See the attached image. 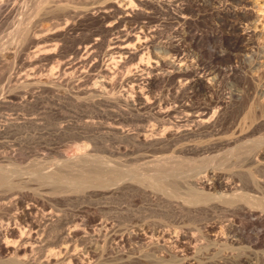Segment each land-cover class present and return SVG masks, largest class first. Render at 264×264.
<instances>
[{
	"label": "bare ground",
	"instance_id": "1",
	"mask_svg": "<svg viewBox=\"0 0 264 264\" xmlns=\"http://www.w3.org/2000/svg\"><path fill=\"white\" fill-rule=\"evenodd\" d=\"M170 1H172L173 3V1H176V0H0V24H1L0 26L7 24L6 27L9 28V31L7 32L8 40L5 41L4 43H0V80H3V82L6 81L7 83L9 82V84L10 82L21 84L20 87L22 86V88H24L25 86L26 87L36 86L41 89H46V91L49 90L50 92L56 89L57 83H58V86L60 85L59 87H61L63 85L62 84L63 82H65L66 84L68 81H72V80L74 81V78L72 79L73 77L72 75L74 73L75 74L78 73L76 74L77 75L76 77H78V79H76L77 80L76 83L78 84L77 85L74 84V88H73L75 92L73 93L72 87L69 86L71 87L72 91L66 95L67 97L66 99L70 98L74 100L75 102L79 103L80 105L81 104L86 105L88 106V108L89 106H95L98 104L104 105V106L108 105L109 107L110 106L112 107L114 103L116 102L119 103V101H121L122 104H124L128 108L129 106L134 108V111L136 110V112L137 110L153 108L155 109L154 112L157 115V118L159 116L164 118L163 116L171 115V114H176V117H177V113L180 114V116L177 117L175 121L172 120L174 122H172V124L170 123L171 124L170 126L163 128V130L160 129L162 127H159L161 132L156 131L153 127L152 128L150 127L151 129L150 128L144 129L142 125L141 126L138 125L140 127H143L144 130L141 132L137 131L138 133H136L135 139L139 143V144L137 143L139 146L138 148L140 150L142 149L143 152L135 154L132 151L134 153L133 155H130V152H129L130 156H125L126 155L125 154L124 155L125 158L119 161H116V160L114 161L113 158H108V157L99 155L102 152L99 154L97 152L96 154L90 153L91 150L89 152L88 150H86L88 153L84 152L85 154L82 153L83 155L81 154V152H79V154L81 155H78V156L73 155L74 157L69 156V157H66V159L65 158L62 159L60 157V160H58V158L57 160L56 159L54 160L55 158L54 156L52 161H46V162L43 160V157L42 158L40 157L43 161L40 159H30V158H29L30 160L26 161L27 156L26 155L24 156L23 154H21V152L20 154L18 153L19 155L14 154L13 156L1 155L0 156V264H129V263L131 264V262L133 263V261L135 260L136 262L140 261L139 263L144 262L145 264H165V262L163 263V259L161 256L162 254L160 255L161 253L160 251H163V250L158 248V246H157V249H158L157 251L160 250L159 251L160 253L158 254L157 251L156 253L159 255L161 259L157 257L158 256L157 254H156L157 256L155 255V257H153L151 254L146 252V250L145 251L143 250L144 252H142L141 254H137L139 252L137 250V253H136L137 256L128 255V253L130 252V251L128 252V249L126 248L128 247L126 246L128 244H125L124 246L125 249H127V252H128L127 254H125L126 252H124L116 256L117 255L116 253L117 250H116L115 258L111 260L110 262L106 261L107 258L105 259V257L107 256L104 257V255L107 252V249H106L107 246L106 245L104 246V243H105L104 237L102 239L101 238L102 236H99L104 241V243L102 242L103 245L100 244L99 241H98L99 245L92 243V242H95L94 239H93L94 241L92 242L90 240L87 241V237H88V236L86 237L87 229L84 226L87 224L89 225L91 220H89V223L85 224V222H83L84 220L82 219H81L82 221L77 220L76 217H74L75 215L73 216L72 214H70L65 208L66 205H68L69 203L73 201H78L84 198L87 199V197L91 198V196L92 197L99 196L101 198L107 199L110 197H117V196L124 197V196L131 195L133 200L143 197L144 199L148 201V203L147 202L146 203L148 205H151L149 207H145L148 205L145 204V206H141L140 204L141 208L139 209L138 207L137 209L142 210V211L144 210L143 212H146L145 210H154V209L155 210L157 209L156 212L157 211L166 212L167 209L168 210L172 209V211L175 210L176 212L177 210L179 211L187 210L188 211L191 209L211 211L221 204L222 206H226L228 208L236 210V212L237 211L243 212L249 217V221L244 225L245 227H243L245 229L251 226L262 225V223H264V193H263L264 177L262 178V174L258 173L259 171L258 169L262 168V162H264V160L262 161L263 159L262 150L260 149L262 141H260L261 138L256 139V136L254 137L255 139H247V137H250L255 132V128H253V126L264 124V108H262L264 106H259L262 101L259 100L260 103H258V101L253 98V102L254 100H256V102L259 104L258 106H254L256 102L255 104L253 102H249V104L250 103L254 104V105L252 104L248 105V108L245 111V117L251 122L250 128H247L248 125L245 124L246 127L245 128L243 127L245 130L244 129L242 130V128L241 129L238 128L240 130L233 132L232 134H230V136L229 134H226L227 136H223L222 134V136H217L213 140L211 141L208 140V142H204V143L196 142L195 140L192 142H188V141L184 142L182 140L184 137L191 136L195 133L198 134V132H201V131L205 132V130L206 132L208 131V133L212 135L218 134L219 132L213 129V124H214V121L217 119V117L221 114V110L226 105L227 102L225 103L224 101L225 99L224 100H218V99L212 100L211 99L210 102H205L204 100V103H198L199 102L198 101L196 104H194L195 102L194 103L192 102L194 98L197 99L196 97L200 91L207 92L211 90V85H213L212 77L214 76V74L212 76L211 75L212 72H210L211 71L210 68L212 69L213 67L209 66L210 67L209 68L208 66L204 65L203 63L204 61L201 62L203 65L200 63L201 64L200 66L197 58L195 61H192L194 64L187 63L188 57H191L190 55L191 47H192V50L194 49L193 47L198 48V50L196 48L195 49L199 52L201 51L208 52L210 50V49L208 50L207 47L204 48V45H205L203 42L204 36H202L200 34L201 33L200 30L197 31V28L195 27V26H198V23H201L202 21H204L205 19L204 17H206L205 13H202V10L204 8L201 9L200 11V9L198 8L200 7L199 5H196L191 2L189 3L186 0L185 1L187 3L185 2V4L173 3L175 5L173 7L174 12L172 8V14L177 24V26L173 28L174 29L173 31L178 37L177 39L175 38L176 39L175 42H170L168 46L170 47L169 50L171 53L169 51H168L169 53H167L166 50L165 51H160L161 49L157 50L158 44H156L157 42L155 39V35L157 34L155 33L156 28L154 29L151 26L150 23L152 21L150 23L143 22L144 18H147L149 14L146 12L147 10L146 8L154 7V6L157 7L160 5H164L165 3L166 5L167 3L171 4ZM252 1L251 0H227L226 1L227 6L225 7V9L227 11V14L229 18H233V17L234 18L223 21L222 24L226 25L228 28L226 30H228V38L230 39L229 44L232 47V49L245 46L246 42L249 43L251 40H253V38L256 37V36L254 37V33L256 32L255 30L256 26H254V24L251 21V19H253L252 18L253 13H252L251 7H249L250 2ZM231 3H236L239 6L232 7ZM262 8H263L262 9L263 14H262V21L260 22H264V6ZM138 17L143 18V21L138 20L137 19ZM82 18L98 19L100 21L99 23L100 30L99 31L93 30L94 32H91L87 37H84L80 40L77 39L78 41L70 49L68 48L69 49L68 51L60 50L61 48L59 46H60V42L62 41L60 42L58 41L59 43L56 42L57 40H60V39H56L55 42H50L46 40L47 37L52 36V35L58 34L59 36L60 35L64 36L68 34L70 30H74L76 28L75 26H78L76 25V23L79 22V20ZM81 21L82 20H80V22ZM195 23H197V25H195ZM263 24L261 27L262 29H264ZM44 25H47L46 30L48 33L42 34L41 32L43 30L42 28L45 27ZM75 30H78V29H75ZM259 30L260 29H258V31ZM169 38H172V37H169ZM252 44H254V42ZM57 49L58 51L55 52V50ZM206 49L208 51H206ZM53 52H54V55H52ZM208 53H209L208 59L210 60L215 59V58L220 59V57H223L219 55L215 51V49L210 50ZM194 54L193 56H196ZM204 55L205 53L202 56ZM245 55H244V58L246 57ZM256 55L257 56L259 55V56L257 58L254 57L256 58L254 60L250 59L249 60L250 62L247 65V66H250L249 68L251 69L253 68V70L257 69L261 65H262L261 68H263L264 66V47H262L261 52L260 53L258 52V54ZM54 56H56L57 58L56 59L57 64L56 66H54L56 68L50 67V70H48L49 72L47 71V73L45 72L44 74L42 75L39 74L38 76L37 69H36V63L40 62L41 60H45V62L46 60L51 61L50 58H53ZM228 56L231 58L230 55ZM248 57L247 59L245 58V60H248ZM226 58L228 59V57ZM10 61H12L11 63H13V66L16 68L14 69V71L11 70L12 68H10L12 72L8 70ZM247 62L245 61L246 64ZM11 65L12 64H10V67ZM39 66H38V70L40 69ZM40 67L42 68V66ZM207 67L209 68V70ZM46 68L49 69L48 67ZM253 70L252 72L250 71L252 74H254L253 72H255ZM43 71H45V69L42 70V72ZM260 71L262 70H259V72ZM39 73H41V71ZM247 76H250V75L248 74ZM250 77H251L250 79H252V76ZM164 79L165 80L176 79L177 81L176 82L177 86H175V88H171V89H174L172 92L169 90L171 92V95L168 96V98L171 97L169 101L172 100L175 103H172V102L170 103L165 98H160L157 100L156 98L152 96L150 92L151 88L157 81L164 80ZM254 82H256V80ZM254 84H251V85L253 86ZM11 85L10 86L8 85V86L11 87ZM75 85H76V88H75ZM13 86H15V84ZM63 86L66 87L65 85ZM115 86L116 88L117 86L120 88L119 95L117 96L112 95V94H115L114 92H112ZM254 86L257 87L256 85ZM188 88L190 89V92H188V94L185 93L187 94V97L184 101L181 98H179L180 97L179 93L181 90L186 91ZM258 88L260 91H262L264 90V85H260L258 86ZM111 89H112L111 91L112 96L109 94V91ZM252 89L255 90L254 88ZM29 90L30 89H27V92ZM34 90H36L35 87H34ZM57 90L58 89H56V91ZM63 90L65 89H62V91ZM21 91L22 90L18 89V90H15L14 92H8V93L4 92L6 94L4 97H6V101L10 102L9 104H11L10 100L12 99L15 100V98H20V101L22 99H25V101L29 102V100H26V97L29 98L28 94L30 93L25 92L22 95ZM261 95L263 96L264 94H261ZM31 96H32V99H34L33 95H30L29 99H31ZM1 101H2V97H1ZM263 102H264V99H263ZM262 105H264V103ZM245 106L243 105V107ZM124 108L126 109V107ZM254 113L255 114L257 113L258 116H256ZM138 114L140 113L138 112ZM176 117L174 116L173 118H176ZM84 119L85 120H83L82 118L81 121L83 122L81 124H73L72 122L74 121H72L71 123L69 122L65 123L63 121L65 124H59L58 122V123H52V125L48 126L49 124L43 125L41 123L42 119H39L38 122H36L34 119H33L34 121L29 119V120H24V121L21 120L22 122H19L20 121L19 120L14 125L22 126L26 124V125L34 126V128L35 127L38 128L39 129L38 131L40 133L38 134L40 137L37 136V139H39L41 138V135L44 136V134L46 133L50 135H58V134L62 135L64 134V132L66 134V131L68 132V130L75 131L72 133H79V134L80 132L83 133V131L87 127L93 124L92 122L93 119H91L92 121L89 120L90 118L88 117L87 119L86 118ZM58 120L60 121L63 119H58ZM248 120H246V122ZM145 121H148V120H145ZM163 121H164L163 123H165L164 119ZM132 124L130 122V125ZM156 124H159V122ZM242 124H240L241 127H242ZM6 125H7L6 128L9 129L10 126L8 124ZM121 127H118V126L109 127V129L112 130L109 132H112V133L117 132L116 134H120L122 136L127 135L128 133L124 131ZM11 128L13 127L11 126ZM2 131H3V128H2ZM225 132L227 133V131ZM84 136L85 135L83 133V137ZM27 137L28 135L27 136L25 135L23 137V140H26ZM178 137H183L182 139H180L183 142H179L178 144H175V142L171 144L166 143L169 139L171 138L178 139ZM43 138L44 137H42V139ZM31 140L28 139V141H31ZM78 140H80V138L77 139L75 142H77ZM82 144L85 145V142ZM78 145H81V144H78ZM103 147L101 148V150L103 149ZM109 147L113 148V146H109ZM83 148L81 150H83ZM97 149H99L98 146H97ZM118 149L121 150V148H118ZM219 149H223V150L220 151ZM115 154H114V158L116 157ZM112 155H110V157ZM231 157L234 158V160L236 158L238 163L240 161V164H241L240 166H246L248 167V169L251 165H254L252 167L255 170V173L257 171L256 175L253 174L254 173L252 171L253 169L251 170V172H249V170H247L248 171L247 172L246 170L242 168L236 169V170H234V168H232L233 170H231V168H228L232 166L234 167V165L237 164V162L229 164L228 160ZM36 158H39V156H36ZM49 163H51L52 166H49L48 165ZM226 170H228V173L226 172ZM229 170H231L230 173H229ZM216 189H219V190L221 189L225 193L221 192L215 195L214 191ZM54 202H57L58 204H60L59 207H55L52 204ZM81 205H83V203ZM128 206L130 205L128 204ZM128 206H125V207H128ZM134 211H132V213H134ZM121 212H123V210ZM173 212L172 213L169 212L170 215L173 214ZM123 213H129V209L127 208L126 210H124ZM147 213L149 212L147 211L146 215ZM136 215H138V213ZM133 217H136V216H133ZM160 219L162 221V218ZM95 220H97V218ZM155 221L152 222L150 219L148 223L152 222L151 224L153 225V223L155 224ZM161 221L156 222V225H158L157 227L156 225L153 226V228H152V225L150 226V231L148 232L149 234L147 233L146 230L138 231V229L137 231H134L133 233H131L132 231H129L130 233L129 232L128 233L126 232L118 233L117 231L116 233H114L113 240H115L118 243H124L131 238L136 239V240L139 239V241L145 240V242L144 241L143 242L146 243L147 248L148 246L152 247L150 250L152 252L155 250L154 244L157 245L155 243L156 238H160L162 240L164 239L172 240L173 238V241L177 242V245L181 243H185L187 240L188 244L185 243L186 249L185 248L184 249L186 251L188 249L187 252H189L188 254L191 253L190 254L191 257L193 255H196V252H197L196 250L199 247L198 245L197 246L195 245L196 243L194 244L191 243L194 240V238L195 240L197 239L195 236H193L190 233L189 235H185L186 231L184 235H182L181 233L179 234L177 232H175L172 235L170 233L172 232V230H170V232L168 231L169 229L166 230L164 227L165 224L162 225ZM110 225H106L108 226L107 228H109ZM113 225L115 224L113 223ZM146 227H148V224ZM154 227H156V229ZM144 228L145 227L143 226V228L141 229H144ZM96 229L94 228V230ZM114 229L117 230L116 227H114ZM106 234L107 232L105 233V235ZM111 234H113V232H111ZM91 235L93 236V234ZM109 236H113V235H109ZM99 237L97 238L100 239ZM214 237L210 239L212 240ZM226 237L225 239H227ZM112 238L113 237L111 238L108 237V239H112ZM217 238L219 239V237H216V239ZM134 241L135 240H133V243ZM139 241L135 243L139 244L140 243ZM164 242L165 240L162 243ZM167 242L169 241L167 240ZM107 243L110 244L109 242ZM131 243L129 245H131ZM190 243L192 245H190ZM202 243H201V246L203 245ZM206 243L204 244L206 245ZM112 244L113 243L111 242V246H114ZM197 244L199 243L197 242ZM208 244H211V243H208ZM160 245L162 244L160 243L159 247H161ZM164 245L162 247H164ZM174 245L175 244H173L172 247H174ZM177 245H175V248ZM120 246L121 245H119L118 247L122 248ZM138 246H140L141 248V245H138ZM142 246L144 248V245ZM208 246L205 247V249L208 248ZM134 248H131V249H133L134 251L136 249H139V247H137L136 249ZM175 248H173L174 249L173 252L176 251ZM219 248L220 246L218 247V249ZM215 249L217 250V248ZM215 249H214V252L212 250H211L212 252L210 251L211 254L216 253ZM123 251H126V250H123ZM186 251L185 253H187ZM170 252L171 251L169 250L168 253ZM173 252H171V254H173ZM205 252H204V255H205ZM107 254H110V252ZM154 254H155V251H154ZM165 254L166 252L163 254L164 255L163 258L165 257ZM211 254L207 256L213 257L214 255L215 256L217 255V254H214L212 256ZM190 255H187V256L185 255V256L188 257ZM197 255L199 254L197 253ZM200 255H202V252ZM172 256L170 255L171 258ZM191 257L190 259H192ZM112 258L113 257H111V259ZM164 259L167 260L170 258L168 257L166 259L165 257ZM172 259L174 261L177 260V258H175L176 260L174 258ZM179 259L181 258L179 257ZM252 259L254 260V258ZM168 261L169 260H167V262ZM250 263H253V262H250ZM171 264H173L172 261H171Z\"/></svg>",
	"mask_w": 264,
	"mask_h": 264
},
{
	"label": "rangeland",
	"instance_id": "2",
	"mask_svg": "<svg viewBox=\"0 0 264 264\" xmlns=\"http://www.w3.org/2000/svg\"><path fill=\"white\" fill-rule=\"evenodd\" d=\"M187 2H191V3H194V4H196V5H199L200 7H198L199 9H200V11H201V9H203L202 10V13H205V16L206 17H204L205 19H204V21H202L201 23H198V26H195V25H197V23H195V27L197 28V31H199L200 30V34L202 35V36H204L203 37V42H204V48H206L207 47V49L209 50H214L215 49V51L219 54V55H221V56H223V57H220V59L219 58H215V59H208V55H209V51L206 49V51H208V52H199V51H197L198 50V48H196V47H193L194 49L192 50V47H191V49H190V55H191V57H188V61H187V63H189V64H194L192 61H195L196 60V58H197V60L199 61H197L198 63H199V65L201 66V62H203L204 63V65H206V66H210V67H213L212 69L210 68V72H212L211 73V75L213 76V74H214V76L212 77V84L213 85H211V90H209V91H200L199 92V94L197 95V99H195L194 98V100H192V102L194 103V104H196L198 101V103H204V100H205V102H210V100L212 99V100H224L225 101V103H226V107L224 106L223 108H222V110H221V114L217 117V119L214 121V124H213V129L214 130H216V131H218L219 133V135L218 134H214V135H212V134H209L208 133V131L206 132V130H205V132L204 131H201V132H198V134L197 133H195V134H193V135H191V136H187V137H178V139H176V138H171V139H169L166 143H174L175 142V144H178L179 142H186V141H188V142H192V141H196V142H201V143H204V142H208V140L209 141H211V140H213L215 137H217V136H222V134H223V136H227L226 134H229V136H230V134H232L233 132H235V131H238V130H240L241 128H242V130L246 127V125L245 124H247L248 126H247V128H250V126H251V122H250V120H248L246 117H245V111H246V109L248 108V105H251L252 103H250L249 104V102H253V98L254 99H256L257 101H258V103H260V101L259 100H261L262 102H261V104L259 105L257 102H256V100H254V104H255V102H256V104L254 105V104H252V105H254V106H264V105H262L264 102H263V99H264V95L262 96L261 94H264V90H262V91H260L259 90V88H258V86H260V85H264L263 83H264V66H263V68H261V66H259L257 69H254L253 70V68L251 69V68H249L250 66H247L248 65V63L250 62L249 60L251 59V60H254V59H256L258 56L256 55V54H258V52L260 53L261 52V48L262 47H264V29H262L261 27H262V24L264 23V22H260V21H262V14H263V3H264V0H251L252 2H250V6L249 7H251V10H252V18L253 19H251V21H252V23L254 24V26H256V34L254 33V37L255 38H253V40H251L249 43H250V45H249V43H247L246 42V44H245V46H242V47H238V48H233L232 49V47L230 46V44H229V42H230V39L228 38V30H226V29H228L227 28V26L226 25H224V24H222L223 23V21H226V20H229V19H233V18H229V16H228V14H227V11H226V9H225V7L227 6L226 5V1L227 0H186ZM185 0H176V1H173V3H176V4H185V2H186ZM171 2V4L170 3H167V5H166V3L164 4V5H160V6H154V7H149V8H146L145 10H146V12L147 13H149L148 14V16H147V18H144V21H143V18H141V17H138L137 19L138 20H141V21H143V22H151L150 24H151V26L155 29V33H157L156 35H155V39H156V44H158L157 46V50H160V51H165L166 50V52L167 53H169L170 52V47H168L169 46V44H170V42H175L176 41V39H177V35L175 34V32L173 31L174 29L173 28H175V26H177V24H176V21H175V19L173 18V14H172V8L174 7V5L175 4H173L172 3V1H170ZM186 2V3H187ZM221 2V3H220ZM263 6H262V5ZM171 5V6H170ZM173 5V6H172ZM169 6V7H168ZM231 6L232 7H238L239 5L238 4H236V3H231ZM159 7V8H158ZM161 7V8H160ZM158 8V9H157ZM209 8V9H208ZM224 8V9H223ZM160 9V10H159ZM149 11V12H148ZM173 12H174V8H173ZM260 12V13H259ZM171 14H172V16H171ZM259 14V15H258ZM254 15V16H253ZM157 17V18H156ZM231 17V16H230ZM141 18V19H140ZM257 18H259V19H257ZM261 18V19H260ZM146 19V20H145ZM148 19V20H147ZM166 19V20H165ZM170 19V20H169ZM80 20H82L81 22H80ZM79 20V22H77L76 23V25H78V26H75L76 28L75 29H78V30H70L69 31V33L68 34H66V35H58V34H56V35H52V36H49V37H47V41H50V42H55L56 41V39H60V40H57L56 42H60V41H62V42H60V50L61 51H68L78 40H80V39H82V38H84V37H87L91 32H94V31H99L100 30V25H99V23H100V21L98 20V19H96V18H82V19H80ZM156 20V21H155ZM235 20V19H234ZM90 21V22H89ZM99 21V22H98ZM155 21V22H154ZM215 22V23H214ZM255 22V23H254ZM81 23V24H80ZM157 23V24H156ZM211 23V24H210ZM96 24V25H95ZM1 25V24H0ZM6 25L7 24H4V25H2V26H0V43H4L5 41H7L8 40V34H7V32L9 31V28H7L6 27ZM94 25V26H93ZM161 25V26H160ZM173 25H174V27H173ZM264 25V24H263ZM45 27L44 28H42L43 30H42V34H45V33H48L47 32V30H46V26L47 25H44ZM92 26V27H91ZM43 27V26H42ZM80 27V28H79ZM202 27V28H201ZM207 27V28H206ZM264 28V27H263ZM161 29V30H160ZM163 29V30H162ZM258 29H260L259 31H258ZM94 30V31H93ZM226 30V31H225ZM258 31V32H257ZM71 32H72V34H71ZM174 32V33H173ZM73 33H75V34H73ZM88 33V34H87ZM160 33V34H159ZM259 33V34H258ZM258 34V35H257ZM74 37H73V36ZM84 35V36H83ZM171 35V36H170ZM176 35V36H175ZM60 38H59V37ZM51 37V38H50ZM53 37V38H52ZM57 37V38H56ZM68 37V38H67ZM169 37H172V38H169ZM164 38V39H163ZM169 38V39H168ZM176 38V39H175ZM257 38V39H256ZM52 39V40H51ZM63 39V40H62ZM74 39H76V40H74ZM78 39V40H77ZM160 39V40H159ZM175 39V40H174ZM54 40V41H53ZM71 40V41H70ZM73 40V41H72ZM46 41V42H47ZM69 41H70V43H69ZM228 41V42H227ZM58 42V43H59ZM165 42V43H164ZM254 42V44H252ZM256 42V43H255ZM49 43V42H48ZM248 44V45H247ZM62 46V47H61ZM70 46V47H69ZM260 46V47H259ZM245 47V48H244ZM64 48V49H63ZM69 48V49H68ZM164 48V49H163ZM197 50H196V49ZM247 48H249V49H247ZM251 48V49H250ZM191 50H192V52H191ZM240 50V51H239ZM250 50V51H249ZM259 50V51H258ZM58 51V49L57 50H55V52H57ZM169 51V52H168ZM249 51V52H248ZM252 51V52H251ZM100 52H102V51H100ZM194 52H195V54H194ZM171 53V52H170ZM205 53V55L204 56H202L203 54ZM253 53V54H252ZM193 54L194 55H196V56H193ZM201 54V55H200ZM207 54V55H206ZM230 55L231 56V58L228 56V55ZM235 54V55H234ZM246 54V55H245ZM251 54V55H250ZM52 55H54V52H53V54ZM242 55V56H241ZM244 55L246 56L245 58L247 59V57H248V60H245V58H244ZM200 56H201V58H200ZM205 56H207V57H205ZM228 57V59L226 58V57ZM236 56V57H235ZM194 57V58H193ZM198 57H199V59H198ZM235 57V58H234ZM254 57H256V58H254ZM55 58V59H54ZM192 58V59H191ZM224 58V59H223ZM234 58V59H233ZM241 58V59H240ZM51 59V61L50 60H46V62H45V60H41L40 62H37L36 63V69H37V75L39 76V74H44L45 72L47 73V71L48 70H50V67H53V68H56V67H54V66H56V64H57V61H56V56H54L53 58H50ZM52 59H54V60H52ZM190 59V60H189ZM200 59H201V61H200ZM217 60V61H216ZM48 61V62H47ZM55 61V62H54ZM245 61L247 62V64L245 63ZM12 61H10V63H9V71H11V70H13L14 71V69H16L14 66H13V63H11ZM211 62V63H210ZM47 63H48V65H47ZM201 63V64H200ZM206 63V64H205ZM208 63H210V64H208ZM245 63V64H244ZM10 64H12L11 65V67H10ZM44 64H46V65H44ZM42 66V68L40 67V66ZM203 65V64H202ZM214 65V66H213ZM38 66H39V68L41 69H39L38 70ZM46 67H48L49 69H47ZM207 67V68H208ZM224 67V68H223ZM227 67V68H226ZM10 68H12L11 70H10ZM209 68H208V70H209ZM215 68V69H214ZM222 68V69H221ZM45 69V71H43L42 72V70H44ZM230 69V70H229ZM249 69H251V70H249ZM249 70V71H248ZM252 70L253 71H255L256 72V74H255V72H253L254 74H252L251 72H252ZM256 70H258V71H256ZM259 70H262V71H260L259 72ZM41 71V73H39ZM217 71V72H216ZM219 71V72H218ZM232 71V72H231ZM251 71V72H250ZM12 72V71H11ZM49 72V71H48ZM214 72H216V73H214ZM249 72V73H248ZM257 72H258V74H257ZM262 72V73H261ZM233 73V74H232ZM244 73H245V75H244ZM75 74V73H74ZM72 75L73 77H72V79L74 78V83L72 82V81H68L66 84H65V82H61L63 85H65L66 87H64L63 85L61 86V87H63V88H61V87H59L58 86V83H57V85H56V89H58L57 91H56V89L54 90V91H50L49 92V90H47L46 91V89H41V88H39V87H36V86H25L24 88H22V86L20 87V85L21 84H17V83H12V82H10V84H9V82L7 83L6 81H4L3 82V80H0V101H1V97H2V101L0 102V156L1 155H3V156H13L14 154L16 155H19L20 154V152H21V154H23L24 156L26 155L27 157V159H26V161L27 160H30V159H40V160H42L41 158L43 157V160L46 162V161H52L53 160V158H54V156H55V158H54V160L56 159L57 160V158H58V160H60V157L63 159V158H65L66 159V157H69V156H71V157H74V156H78V155H81L82 153L83 154H85L84 152H87L86 150H88V152L90 151V153H95L96 154V152L99 154V153H101V154H99V155H102V156H105V157H108V158H113V160L115 161H119V160H122L123 158H125V156H130V155H133L134 153L136 154V153H141V152H143V150L141 149H139L138 147V142L136 141V139H135V135H136V133H138L137 131H143L144 129H148V128H154L156 131H158V132H161V130L160 129H162L163 130V128H166V127H168V126H170L171 124H172V122H174L175 121V119H177V117H179L180 116V114H178L177 113V117H176V114H171V115H165V116H163L164 118H162L161 116H159L158 118H157V115L155 114V109H153V108H146V109H142V110H137V112H136V110L134 111V108H132L131 106H129V108L127 107V106H125L124 104H122V102L121 101H119V103L118 102H116V103H114V105H112V107L110 106H108V105H95V106H89V108H88V106H86V105H80L79 103H77V102H75L74 100H72V99H70V98H68V99H66L67 97H66V95L67 94H69L72 90H71V87H72V89L74 88V84H78V83H76L77 82V80L76 79H78V77H76L77 75L76 74H78V73H76L75 75ZM221 74V75H220ZM250 75V76H252V79H250L251 77L250 76H247V75ZM215 75H217V76H215ZM258 75H260V76H258ZM262 76V77H261ZM76 77V78H75ZM248 77V78H247ZM256 77V78H255ZM261 77V78H260ZM216 78V79H215ZM253 78H254V80H253ZM259 78H260V80H259ZM234 79V80H233ZM250 79V80H249ZM76 80V81H75ZM174 80V81H173ZM244 80V81H243ZM247 80V81H246ZM256 80V82H254ZM257 80H258V82H257ZM263 80V81H262ZM250 81V82H249ZM161 82H162V84H161ZM173 82V83H172ZM177 81H176V79H167V80H159V81H157L154 85H153V87L151 88V94H152V96L154 97V98H156L157 100L158 99H160V98H165V99H167L168 101H169V99H171V97H169L168 98V96L169 95H171V92L174 90V89H171V88H175V86H177V83H176ZM261 82V83H260ZM73 83V84H72ZM170 83V84H169ZM174 83H175V85H174ZM231 83V84H230ZM255 83V84H254ZM256 83H258V84H256ZM12 84V85H11ZM15 84V86H13ZM60 84V83H59ZM70 84H72V85H70ZM241 84V85H240ZM251 84H254V85H256L257 87H255L254 85L252 86ZM6 85V86H5ZM11 85V87H9V86ZM19 85V86H18ZM76 85H75V88H76ZM235 85V86H234ZM69 86H71V87H69ZM7 87H9V88H7ZM16 87V88H15ZM34 87H35V89L36 90H34ZM58 87V88H57ZM69 87V88H68ZM231 87V88H230ZM233 87V88H232ZM237 89H236V88ZM3 88V89H2ZM20 89V90H22L21 91V94L23 95L25 92L26 93H30V94H28V96H29V98H30V95H33V98L34 99H32V96H31V99H29V98H27L26 97V100H29V102H27V101H25V99H22L21 101H20V98H15V100H10L11 101V104H9L10 102L9 101H6V97H4L6 94L4 93V92H6V93H8V92H14L15 90H18V89ZM30 89L28 92H27V89ZM32 88V89H31ZM67 88V89H66ZM115 88H116V86H115ZM115 88H113V91H112V89L109 91V94L111 95L112 94V92H114L115 94H112L113 96H117V95H119V90H120V88L117 86V90L115 89ZM230 88V89H229ZM243 88V89H242ZM252 88H254L255 90H253ZM7 89H8V91H7ZM38 89V90H37ZM62 89H65V90H63L62 91ZM70 89V90H69ZM114 89H115V91H114ZM24 90H26V91H24ZM40 90V91H39ZM43 90V91H42ZM62 91V93H61V91ZM156 90V91H155ZM171 92H170V91ZM237 90V91H236ZM60 91V92H59ZM66 91V92H65ZM69 91V92H68ZM112 91V92H111ZM185 90H181L180 91V97L179 98H181L182 100H184L185 101V99H186V97H187V94H188V92H190V89L188 88L185 92H184ZM213 91V92H212ZM235 91V92H234ZM56 92V93H55ZM65 92V93H64ZM73 93L75 92V90L73 89V91H72ZM111 92V93H110ZM240 92V93H239ZM33 93V94H32ZM36 93V94H35ZM43 93V94H42ZM64 93V94H63ZM73 93H71V94H73ZM161 93V94H160ZM166 93H168V94H166ZM183 95H182V94ZM185 93H187V94H185ZM211 93V94H210ZM219 93V94H218ZM228 93V94H227ZM238 93V94H237ZM259 93H261V94H259ZM3 94V95H2ZM41 94V95H40ZM62 97H60L59 95ZM165 94H166V96H165ZM208 94V95H207ZM221 94V95H220ZM225 94H227V95H225ZM230 94V95H229ZM236 94H237V96H236ZM242 94V95H241ZM38 97H36V96ZM111 95V96H112ZM157 95V96H156ZM163 95V96H162ZM182 95V96H181ZM200 95V96H199ZM206 95H207V97H206ZM210 95V96H209ZM254 95H256V96H254ZM258 95H259V97H258ZM49 98H48V97ZM165 96V97H164ZM241 96V97H240ZM251 96V97H250ZM262 96V97H261ZM167 97V98H166ZM185 97V98H184ZM204 97V98H203ZM35 98H36V100H35ZM44 98V99H43ZM208 98V99H207ZM222 98V99H221ZM250 98V99H249ZM259 98V99H258ZM42 99V100H41ZM207 99V100H206ZM3 100H5V101H3ZM38 100H40V101H38ZM46 100V101H45ZM56 100V101H55ZM201 100H203V101H201ZM13 101V102H12ZM18 101H19V103H18ZM23 101H24V103H23ZM36 101V102H35ZM58 101V102H57ZM62 101V102H61ZM66 101V102H65ZM73 101V102H72ZM16 102V103H15ZM22 102V103H21ZM26 102V103H25ZM61 102V103H60ZM65 102V103H64ZM71 102V103H70ZM170 103L172 102V103H175V102H173L172 100L171 101H169ZM3 103V104H2ZM15 103V104H14ZM46 103V104H45ZM247 103V104H246ZM17 104V105H16ZM48 104V105H47ZM75 104H77V105H75ZM79 104V105H78ZM230 104V105H229ZM237 104V105H236ZM21 105V106H20ZM29 105V106H28ZM41 105V106H40ZM44 105V106H43ZM53 105V106H52ZM56 105V106H55ZM72 105H73V107H72ZM120 105V106H119ZM243 105L245 106V105H247V106H245V107H243ZM55 106V107H54ZM102 106V107H101ZM68 107V108H67ZM124 107H126V109L124 108ZM43 108V109H42ZM72 108V109H71ZM114 108V109H113ZM116 108V109H115ZM243 108V109H242ZM262 108H264V107H262ZM37 109V110H36ZM58 109V110H57ZM130 109V110H129ZM20 110V111H19ZM39 110V111H38ZM46 110V111H45ZM51 110V111H50ZM66 110V111H65ZM77 110H78V112H77ZM82 110V111H81ZM117 110H119V111H117ZM121 110V111H120ZM133 110V111H132ZM26 111V112H25ZM30 111H31V113H30ZM55 111V112H54ZM64 111V112H63ZM84 111V112H83ZM88 111V112H87ZM92 111V112H91ZM152 111V112H151ZM28 115V117H27V115L25 114V113ZM41 112V113H40ZM90 112V113H89ZM138 112L140 113V114H138ZM19 113H20V115H19ZM99 113V114H98ZM110 113V114H109ZM154 113V114H153ZM244 113V114H243ZM33 114V115H32ZM36 114V115H35ZM66 114V115H65ZM93 114V115H92ZM112 114V115H111ZM255 114V113H254ZM10 115V116H9ZM12 115V116H11ZM41 115V116H40ZM50 115V116H49ZM77 115H78V117H77ZM92 115V116H91ZM256 116H258V114L256 113L255 114ZM6 116V117H5ZM25 116V117H24ZM117 116V117H116ZM131 116V117H130ZM154 116V117H153ZM156 116V117H155ZM176 117V118H173V117ZM255 116V117H256ZM4 117V118H3ZM24 117V118H23ZM60 117H62V118H60ZM70 117V118H69ZM74 117V118H73ZM87 117L88 118H90L89 120H91V119H93V124L91 125V126H89V127H87L84 131H83V133H84V137H83V133L82 132H80V134L79 133H72V132H75V131H70V130H68V132L66 131V134H65V132H64V134H58V135H50V134H44V136H42L41 135V138H39V139H37V136H39V129L38 128H34V126H30V125H22V126H16V125H14L15 123H17V121H19V122H22V121H24V120H35L36 122H38V120L39 119H42L40 122L43 124V125H48V126H50V125H52V123H58L59 122V124H65V123H71L72 121H74V122H72L73 124H81L83 121H81L82 120V118H83V120H85L84 118H86L87 119ZM95 117V118H94ZM168 117V118H167ZM27 118V119H26ZM32 118V119H31ZM44 118V119H43ZM49 118V119H48ZM63 119V120H58V119ZM79 118V119H78ZM145 120H148V121H145ZM160 118H162V119H160ZM221 118H223V119H221ZM9 119V120H8ZM163 119L165 120V123H163L164 121H163ZM168 120V122H167V120ZM220 119V120H219ZM22 120V121H21ZM33 120V121H34ZM56 120V121H55ZM67 120V121H66ZM70 120V121H69ZM77 120V121H76ZM97 120V121H96ZM130 120V121H129ZM141 120V121H140ZM143 120V121H142ZM150 120H152V121H150ZM172 120H174V121H172ZM246 120H248L247 122H249V123H247L246 122ZM7 121V122H6ZM46 121V122H45ZM55 121V122H54ZM62 121V122H61ZM65 123H64V122ZM171 121V122H170ZM4 122V123H3ZM6 122V123H5ZM10 122H11V124H10ZM18 122V123H19ZM45 124H44V123ZM49 122V123H48ZM77 122H79V123H77ZM130 122H131V124L132 125H130ZM143 122V123H142ZM146 122V123H145ZM149 122V123H148ZM159 122V124H156V123H158ZM162 122V123H161ZM228 122H230V123H228ZM241 122V123H240ZM119 123V124H118ZM152 123V124H151ZM171 123V124H170ZM243 123V124H242ZM6 124H8L9 126H10V128L8 129V128H6L7 127V125ZM108 124H110V125H108ZM115 124V125H114ZM121 124V125H120ZM145 126H144V125ZM148 124V125H147ZM153 124H154V126H153ZM160 124H161V126H160ZM239 124V125H238ZM240 124H242V127L240 126ZM263 124V123H262ZM129 125V126H128ZM138 125H142L143 127H144V129H143V127H140V126H138ZM236 127H235V126ZM240 126V127H238V126ZM245 125V126H244ZM11 126L13 127V128H11ZM107 127V128H105V127ZM112 126H118V127H121V126H123V127H121L124 131H126L128 134L127 135H125V136H122V135H120V134H116L117 132H115V133H112V132H109V131H112V130H110L109 129V127H112ZM232 126V127H231ZM3 128V131H2V128ZM140 129H138V128ZM159 127H162V128H160L159 129ZM244 127V128H243ZM257 127V128H256ZM29 128V129H28ZM127 128V129H126ZM134 128V129H133ZM150 128V129H151ZM238 128H240V129H238ZM246 128V129H247ZM253 128H255V132L250 136V137H247V139H255L254 137L256 136V139L258 138V139H260L261 138V140L260 141H262V144H261V150H262V161L264 160V124L263 125H256V126H253ZM259 128H260V130H259ZM8 129V130H7ZM12 129V130H11ZM26 129V130H25ZM93 129V130H92ZM95 129V130H94ZM102 131H101V130ZM131 129V130H130ZM135 129H136V131H135ZM138 129V130H137ZM37 130V131H36ZM92 130V131H91ZM234 130V131H233ZM245 130V129H244ZM6 131V132H5ZM15 131V132H14ZM87 131H89V132H87ZM132 131V132H131ZM221 131V132H220ZM222 131H224V132H222ZM225 131H227V133L225 132ZM2 132V133H1ZM14 132V133H13ZM33 132V133H32ZM98 132V133H97ZM101 132H102V134H101ZM105 132V133H104ZM135 132V133H134ZM26 133V134H25ZM39 133V134H38ZM69 133V134H68ZM86 133V134H85ZM94 133H96V134H94ZM37 134V135H36ZM78 136H77V135ZM98 134V135H97ZM203 134V135H202ZM221 134V135H220ZM7 135V136H6ZM27 136L28 135V137H27V139L26 140H23V137L24 136ZM33 135V136H32ZM64 135V136H63ZM82 135V136H81ZM120 135V136H119ZM197 135V136H196ZM206 135V136H205ZM208 135V136H207ZM19 136V137H18ZM49 136V137H48ZM61 136V137H60ZM69 136V137H68ZM133 136H134V138H133ZM205 136V137H204ZM16 137V138H15ZM31 137V138H30ZM35 137V138H34ZM40 137V136H39ZM42 137H44L43 139H42ZM73 137V138H72ZM76 137V138H75ZM78 137V138H77ZM251 137H253V138H251ZM34 138V139H33ZM80 138V140H78L77 142H75L77 139H79ZM83 139V141H82V139ZM108 138V139H107ZM120 138V139H119ZM122 138V139H121ZM183 138V139H182ZM18 139H20V140H18ZM28 139H33V140H31V141H28ZM45 139V140H44ZM61 139H63V140H61ZM90 139V140H89ZM100 139V140H99ZM115 139V140H114ZM119 139V140H118ZM180 139H182V140H180ZM263 139V140H262ZM16 140V141H15ZM43 140V141H42ZM59 140V141H58ZM92 140V141H91ZM22 141V142H21ZM28 141V142H27ZM50 141V142H49ZM58 141V142H57ZM105 142V144H104V142ZM113 141H114V143H113ZM6 142V143H5ZM84 143L85 142V145L84 144H82V143ZM118 142V143H117ZM122 142V143H121ZM10 143V144H9ZM12 143V144H11ZM44 143V144H43ZM56 143V144H55ZM73 143V144H72ZM75 143H77V144H75ZM98 143H99V145L101 146V148L103 147V149L101 150V148H100V146L98 145ZM117 143V144H116ZM138 143V144H137ZM78 144H81V145H78ZM113 144V145H112ZM116 144V145H115ZM133 144V145H132ZM137 146H136V145ZM36 145V146H35ZM82 145H83V147H82ZM120 145H122V146H119ZM35 146V147H34ZM47 146V147H46ZM70 146V147H69ZM72 146V147H71ZM92 146V147H91ZM97 146H98V148L99 149H97ZM106 146V147H105ZM109 146H113V148L111 147H109ZM118 146V147H117ZM127 146V147H126ZM14 147H15V149H14ZM40 147V148H39ZM59 147H61V148H59ZM65 147V148H64ZM91 147V148H90ZM96 147V148H95ZM117 149H116V148ZM123 147V148H122ZM28 150H27V149ZM30 148V149H29ZM56 148H57V150H56ZM59 148V149H58ZM68 148V149H67ZM83 148V150H81ZM109 148V149H108ZM118 148H121V150H119ZM124 148H125V150H124ZM5 149H6V151H5ZM93 149V150H92ZM97 151H96V150ZM128 149V150H127ZM136 149V150H135ZM140 151H139V150ZM17 150V151H16ZM44 150V151H43ZM69 150V151H68ZM73 150V151H72ZM81 150V151H80ZM85 150V151H84ZM106 150H108V151H106ZM117 150V151H116ZM123 150V151H122ZM220 151H222L223 149H219ZM24 151V152H23ZM54 151V152H53ZM70 151H72V152H70ZM93 151V152H92ZM128 151V152H127ZM134 153H133V152ZM12 152V153H11ZM39 152V153H38ZM60 152V153H59ZM65 152V153H64ZM68 152H69V154H68ZM77 153V154H75V153ZM79 152H81V154H79ZM87 152V153H88ZM117 152V153H116ZM129 152H130V155H129ZM19 153V154H18ZM45 153V154H44ZM56 153V154H55ZM62 153V154H61ZM109 153V154H108ZM116 153V154H115ZM119 153V154H118ZM128 153V154H127ZM60 156H59V155ZM82 154V155H83ZM113 154V155H112ZM114 154L116 155V159L114 158ZM121 154V155H120ZM126 154V155H125ZM63 155V156H62ZM74 155V156H73ZM110 155H112L111 157H110ZM125 155V156H124ZM36 156H39V158H36ZM41 157V158H40ZM48 157V158H47ZM30 158V159H29ZM61 159V160H62ZM118 159V160H117ZM42 160V161H43ZM25 161V162H26ZM229 164L230 163H236L237 162V164L236 165H234V167L232 166V164H231V166L232 167H228V168H231V170H233L232 168H234V170H236V169H244V170H249V172H251V170L253 169V167L252 166H254V165H251L250 167H249V169H248V167H246V166H240L241 164H240V161H239V163H238V161L236 160V158H235V160H234V158H230L229 160ZM228 161H227V163H228ZM233 161V162H232ZM264 162H262V168H260V169H258L259 171H258V173H261L262 174V178L264 177V164H263ZM49 166H52V164L51 163H49L48 164ZM227 168V169H228ZM251 168V169H250ZM231 170H229V173H230V171ZM254 173L253 174H255L256 175V173H257V171H256V173H255V170L253 169L252 170ZM226 172L228 173V170H226ZM248 172V171H247ZM257 175H259V174H257ZM221 192H224V191H222L221 189L219 190V189H216L215 191H214V194L215 195H217V194H219V193H221ZM225 193V192H224ZM227 193H229V192H227ZM263 193H264V190H263ZM124 199V200H123ZM127 199V200H126ZM99 200V201H98ZM81 203H80V202ZM87 201V202H86ZM122 201V202H121ZM125 201H126V203H125ZM128 201H129V203H128ZM96 202V203H95ZM98 202V203H97ZM108 202V203H107ZM118 202V203H117ZM148 203V201L146 200V199H144L143 197H140V198H138V199H135V200H133L132 199V196L131 195H128V196H124V197H121V196H117V197H110V198H101V197H99V196H91V198L90 197H87V199L86 198H84V199H81V200H78V201H73V202H71V203H69L68 205H70V206H68V205H66L65 206V208H66V210L70 213V214H72L74 217H76V219L77 220H79V221H82V220H84L83 222H85V224H87V223H89V220H91L90 221V223H89V225L87 226V225H85L84 227L87 229V235H86V237H87V241L88 240H90L91 242L92 241H94L95 240V242H92V243H95V244H98L99 245V243L100 244H102V242L104 243V241H105V243H104V246L106 245L107 247H106V249H107V252H106V254L104 255V257L105 256H107V257H105V259H106V261H108V262H110L111 260H113L114 258H115V255H116V253H117V255L116 256H118L119 254H121V253H124V252H126L125 254H127L129 251V253H128V255H131V256H137V254H141L142 252H144L145 250H146V252H148L149 254H151L153 257H155V255L158 253H160V255L162 256V259H163V263L165 262V264L167 263V264H171V261H172V263L173 264H175V263H179V264H182L183 263V261H184V263L183 264H185V263H187V264H189V262H190V264L192 263H194V264H264V223H262V225H258V226H251V227H249V228H247V229H245V228H243V227H245L244 225L249 221V217L245 214V213H243V212H240V211H237L236 212V210H233V209H231V208H228V207H226V206H222L221 204L220 205H218L216 208H214L213 210H207V211H204V210H198V209H196V210H177V212L175 211V210H173L172 211V209L171 210H166V212L165 211H163V212H161V211H157L156 212V210L154 209V210H145L146 212L148 211L149 213H147V215L149 216V217H151V218H149L147 215H146V212H143L142 210H139L140 208H141V206H145V204L146 205H148L147 203ZM218 202V201H217ZM79 203V204H78ZM83 203V205H81ZM86 203V204H85ZM133 203V204H132ZM55 207H59V205L60 204H58L57 202H54V203H52ZM128 204L130 205V206H128ZM135 204V205H134ZM140 204H141V206H140ZM104 205H106V206H104ZM109 205V206H108ZM88 206V207H87ZM124 206V207H123ZM125 206H128V207H125ZM134 206V207H133ZM137 206V207H136ZM149 206H151V205H148V206H145V207H149ZM153 206V205H152ZM109 207V208H108ZM114 207V208H113ZM139 207V209H137ZM73 208H75V209H73ZM94 208H95V210H94ZM113 208V209H112ZM129 209V213H123L124 212V210H126V209ZM219 208V209H218ZM223 208V209H222ZM226 208V209H225ZM228 208V209H227ZM70 211H72V212H70ZM119 209V210H118ZM120 209H122L123 210V212H121L122 210H120ZM135 211H134V210ZM231 209V210H230ZM86 210V211H85ZM89 210V211H88ZM104 210V211H103ZM113 210V211H112ZM118 210V211H117ZM198 210V211H197ZM222 210V211H221ZM226 210H227V212H226ZM132 211H134V213H132ZM137 211V212H136ZM141 211V212H140ZM154 211V212H153ZM191 211H193V212H191ZM200 211H202V212H200ZM210 211V212H209ZM230 213H229V212ZM121 212V213H120ZM143 212V213H142ZM172 213L173 212V214H171L170 215V213ZM179 212H181V213H179ZM219 212V213H218ZM232 212V213H231ZM113 213V214H112ZM123 213V214H122ZM132 213V214H131ZM138 213V215H136ZM155 213V214H154ZM157 213V214H156ZM177 213V214H176ZM107 214V215H106ZM129 214V215H128ZM139 214H140V216H139ZM142 214V215H141ZM159 214V215H158ZM160 214H161V216H160ZM197 214V215H196ZM98 215V216H97ZM164 215V216H163ZM234 215V216H233ZM105 216V217H104ZM132 216V217H131ZM133 216H136V217H133ZM141 217V218H139V217ZM145 216H147V217H145ZM194 216V217H193ZM227 216V217H226ZM231 216V217H230ZM99 217H101V218H99ZM104 217V218H103ZM126 217V218H125ZM157 218V219H155V218ZM167 217V218H166ZM202 217V218H201ZM223 217V218H222ZM89 218V219H88ZM97 218V220H95ZM100 219V221H99V219ZM136 218V219H135ZM142 218H144V219H142ZM160 218H162V221H161V219ZM194 218V219H193ZM196 218V219H195ZM82 219V220H81ZM85 219H86V221H85ZM103 219V220H102ZM109 219V220H108ZM124 219V220H123ZM141 219H142V221H141ZM151 219V221L152 222H154L155 220V224L153 223V225L151 224L152 222H149L148 223V221ZM154 219V220H153ZM159 219V220H158ZM173 219H174V221H173ZM193 219V220H192ZM203 219V220H202ZM215 219V220H214ZM222 219H224V220H222ZM92 220H94V221H92ZM116 220V221H115ZM180 220H182V221H180ZM88 221V222H87ZM95 221H96V223H95ZM102 221H104V222H102ZM119 221V222H118ZM135 221V222H134ZM147 221V222H146ZM160 222L161 221V223H162V225H164V227H165V229L166 230H168L169 232H170V230H172V232H170L172 235L175 233V232H177V233H181L182 235H184L185 234V231H186V234L185 235H189V233L190 234H192L193 236H195L197 239L195 240V238H194V240L191 242L192 244H194V243H196L195 245L197 246L198 245V247L199 248H197V252H196V255H193L192 257H191V253L190 254H188L189 252H187L188 251V249H187V251L185 250L186 249V244H188L187 242V240H186V244L185 243H181V244H178L177 245V242H174L173 241V238H172V240L171 239H167L169 242H167V240L166 239H164L165 240V242L164 243H162L164 240H162V239H160V238H156L155 239V243L157 244V245H155L154 244V246H155V254H154V251L152 252V251H150L151 250V246H148V248H147V246H146V243H144L145 242V240H141V241H139V239H133V238H131V239H133V240H135L134 241V243H133V240H131V239H129V240H127L126 242H124V243H118V242H116L115 240H113L114 239V233H116L117 231H118V233H120V232H126V233H128L129 231H132L131 233H133L134 231H137V229H138V231H141V230H146L147 231V233L150 231V226L152 225V228H153V226H155L156 225V222ZM178 221V222H177ZM201 221V222H200ZM223 221V222H222ZM93 222V223H92ZM100 222H101V224H100ZM110 222V223H109ZM131 222V223H130ZM148 224V227H146L147 226V224ZM199 222V223H198ZM218 222H220V223H218ZM99 223V224H98ZM105 223V224H104ZM107 223H109V224H107ZM113 223L115 224V225H113ZM204 223V224H203ZM96 224H98L99 225V227H98V225H96ZM111 224V225H110ZM121 224V225H120ZM130 224V225H129ZM137 224V225H136ZM141 224H142V226H141ZM146 224V225H145ZM176 224V225H175ZM181 224V225H180ZM219 224V225H218ZM225 224V225H224ZM238 224V225H237ZM94 225V226H93ZM106 225H110L109 226V228H107L108 226H106ZM199 225V226H198ZM228 225V226H227ZM89 226H90V228H89ZM93 226V227H92ZM105 226V227H104ZM124 228H123V227ZM140 226H141V228H143V226L145 227L144 229H141L140 228ZM158 225H156V227H157ZM166 226H168V227H166ZM197 226H198V228H197ZM230 226V227H229ZM114 227H116L117 228V230L116 229H114ZM138 227V228H137ZM156 227H154L155 229H156ZM201 227V228H200ZM219 227V228H218ZM221 227V228H220ZM91 228H93V229H91ZM94 228L96 229V230H94ZM99 228V229H98ZM103 228V229H102ZM105 228V229H104ZM128 229V230H126V229ZM134 228V229H133ZM135 228H136V230H135ZM151 228V229H152ZM173 228H174V230H173ZM211 228V229H210ZM86 229H85V231H86ZM90 229V230H89ZM113 229V230H112ZM129 229H131V230H129ZM219 229V230H218ZM92 230V231H91ZM94 230V231H93ZM101 230V231H100ZM103 230V231H102ZM110 230H111V232H113V234H111V232H110ZM126 230V231H125ZM179 230H180V232H179ZM212 230V231H211ZM245 230V231H244ZM249 230V231H248ZM259 230V231H258ZM107 232V234L105 235V233ZM174 231V232H173ZM251 231V232H250ZM255 231V232H254ZM94 232V233H93ZM102 234H101V233ZM108 232H110V233H108ZM183 232V233H182ZM204 232V233H203ZM213 232V233H212ZM221 232V233H220ZM259 232V233H258ZM90 233V234H89ZM96 233V234H95ZM130 233V232H129ZM203 233V234H202ZM217 235H216V234ZM219 233V234H218ZM230 233V234H229ZM234 233V234H233ZM243 233V234H242ZM255 233V234H254ZM91 234H93V236L91 235ZM149 234V233H148ZM216 236H215V235ZM222 234V235H221ZM227 234V235H226ZM229 234V235H228ZM91 235V236H90ZM95 235H97V236H95ZM105 235V236H104ZM109 235H113V236H109ZM208 235V236H207ZM215 237H214V236ZM222 237H221V236ZM249 235V236H248ZM92 237V238H90V237ZM95 236V237H94ZM99 236H102L101 238L103 239V237H104V241L99 237ZM226 236H228V237H226ZM231 236V237H230ZM97 237H99L100 239H98ZM106 237H107V239H108V237L109 238H111V237H113L112 239H108V241H107V239H106ZM212 237H214L212 240L213 241H215V242H213L210 238H212ZM216 237H219V239L217 238L216 239ZM225 237L227 238V239H225ZM232 237H234V238H232ZM236 237V238H235ZM261 237V238H260ZM223 240H222V239ZM94 239V240H93ZM200 239V240H199ZM204 239V240H203ZM215 239V240H214ZM224 239H225V241H224ZM233 239V240H232ZM236 239V240H235ZM110 240V241H109ZM132 241V243H131V241ZM198 240V241H197ZM202 240V241H201ZM216 240H218V241H216ZM220 240H222V241H220ZM227 240H228V242H227ZM232 240V241H231ZM98 241H99V243H98ZM140 242L139 244H136L137 242ZM144 241V242H143ZM162 241V242H161ZM173 241V242H172ZM185 241V240H184ZM195 241V242H194ZM199 243V244H197V242ZM244 241V242H243ZM97 242V243H96ZM107 242H109L110 244H108ZM111 242L113 243L112 245H114V246H111ZM115 242V243H114ZM129 242V243H128ZM136 242V243H135ZM143 242V243H142ZM162 244V245H160L161 247H159V244L160 243ZM168 244H170V245H168ZM203 242V243H202ZM206 242H208V243H211V244H208V243H206ZM229 244H227V243ZM131 243V245H129ZM175 244V245H177L176 246V248L177 247H179V248H175V245H174V247H172L173 246V244ZM190 243V245H192ZM201 243L203 244L202 246H201ZM204 243H206V245L204 244ZM222 245H221V244ZM235 243V244H234ZM249 243V244H248ZM108 244V245H107ZM115 244H116V246H117V248H119L118 246L119 245H121L120 247H122V248H119V249H117L116 248V246H115ZM118 244V245H117ZM125 244H128V245H126V246H128V247H126L127 249H128V252H127V249H125ZM135 244V245H134ZM164 244H166V245H164ZM171 244H172V246H171ZM209 246H208V245ZM225 244V245H224ZM103 245V244H102ZM138 245H141V248H140V246H138ZM142 245H144V248H143V246ZM164 245V247H162ZM169 246V248H168V246ZM184 245V246H183ZM205 245V246H204ZM215 247H214V246ZM231 245V246H230ZM153 246V247H154ZM157 246H158V248H160L161 250H163V251H157L158 249H157ZM171 246V247H170ZM204 246V247H203ZM208 246V248H206L205 249V247H207ZM220 246V248L218 249V247ZM222 246V247H221ZM110 247V248H109ZM112 247V248H111ZM114 247V248H113ZM134 247H139V249H136V248H134ZM150 247V248H149ZM181 247V248H180ZM213 249H212V248ZM256 247V248H255ZM124 248V249H123ZM131 248H134V249H136L135 251L133 250V249H131ZM165 249V251H164V249ZM170 248H172V249H170ZM173 248H175V252H173L174 251V249ZM185 248V249H184ZM215 248H217V250L215 249ZM113 249H114V251H113ZM121 249H122V251H121ZM141 249H142V251H141ZM182 249V250H181ZM214 249H215V252L216 253H214V254H217L216 256L214 255V254H211V252L213 251L214 252ZM224 249V250H223ZM230 249V250H229ZM112 250V251H111ZM116 250H117V252H116ZM123 250H126V251H123ZM131 250H133V251H131ZM137 250L140 252H138L137 253ZM144 250V251H143ZM153 250V249H152ZM168 250V251H167ZM169 250L171 251V252H173V254H171V252L170 253H168L169 252ZM206 252H205V251ZM212 250V251H211ZM156 251H157V253H156ZM179 251V252H178ZM185 251L187 252V253H185ZM202 252V255H200L201 254V252ZM211 251V252H210ZM110 252V254H107V253H109ZM116 252V253H115ZM134 254H133V253ZM166 252V254H165V257H166V259L169 257L170 259H167V260H169L170 261V263H169V261L167 262V260H165L164 258H163V254ZM204 252H205V255H204ZM222 252V253H221ZM255 252V253H254ZM131 253V254H130ZM137 253V254H136ZM197 253L199 254V255H197ZM219 253V254H218ZM157 254V255H158ZM174 254H176V255H174ZM214 255L213 257H211V256H207V255ZM223 254V255H222ZM247 254H248V256H247ZM255 254V255H254ZM156 255V256H157ZM169 255V256H168ZM170 255L172 256V255H174V256H172V258H177V262L176 261H174L171 257H170ZM182 255V256H181ZM187 255H190V256H188V257H186ZM243 255V256H242ZM257 255V256H256ZM259 255V256H258ZM110 256V257H109ZM139 256V255H138ZM168 256V257H167ZM176 256V257H175ZM181 258V259H179V257ZM184 256V257H183ZM196 256V257H195ZM202 256V257H201ZM239 256V257H238ZM250 256V257H249ZM111 257H113L112 259H111ZM158 258H160L159 257V255L157 256ZM190 257L192 258V259H190ZM210 259H209V258ZM227 257V258H226ZM199 258V259H198ZM205 260H204V259ZM231 258V259H230ZM252 258H254V260L252 259ZM262 258V259H261ZM110 259V260H109ZM161 259V258H160ZM172 259V260H171ZM198 261H197V260ZM179 260V261H178ZM200 260H202V261H200ZM251 260V261H250ZM197 261V262H196ZM258 261V262H257ZM140 261H137L136 262V260L135 261H133V263L135 264V263H137V264H145L144 262H142V263H139ZM175 262V263H174ZM199 262V263H198ZM250 262H253V263H250ZM132 262H131V264H133ZM130 264V263H129Z\"/></svg>",
	"mask_w": 264,
	"mask_h": 264
}]
</instances>
